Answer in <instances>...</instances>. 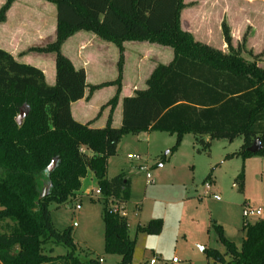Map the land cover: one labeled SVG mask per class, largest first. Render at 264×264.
Instances as JSON below:
<instances>
[{"label": "trees", "instance_id": "obj_1", "mask_svg": "<svg viewBox=\"0 0 264 264\" xmlns=\"http://www.w3.org/2000/svg\"><path fill=\"white\" fill-rule=\"evenodd\" d=\"M15 1L6 0L0 7V23ZM47 1L57 9L56 38L29 50L55 55L54 84L47 83L42 69L0 48V264H102L100 259L79 258L72 226L57 229L50 210L52 203L60 207L75 200L90 171L104 203L105 251L120 254L121 264H132L136 240L129 235L127 217L112 211L113 205L125 208L129 202L131 181L124 171L107 177L109 159L117 155L123 137L154 131L176 135L162 164L188 133L204 150L215 139L233 142L242 137L240 149L225 159L252 156L248 148L257 138L263 145L258 153H264V68L259 54L248 50L250 57H245L246 47L233 46L226 21L222 29L228 51L196 40L181 24L184 0ZM79 31L92 32L119 48L114 80L88 84L85 69L76 68L63 53L64 43ZM126 41L171 46L174 58L155 66L146 88L122 98V123L116 127L113 113L122 92ZM110 85L117 87L116 93L97 115L110 107L104 127L73 117L71 105L86 96L87 88L90 99L97 89ZM26 106L28 114L19 124L17 117ZM53 161L55 168L49 172ZM48 182L49 193L39 199ZM236 182L243 191L244 167ZM215 228L226 252L204 248L213 264H264V217L244 222L241 247L226 237L221 225ZM162 229L163 220L157 218L138 231L159 234ZM60 245L67 253L53 255Z\"/></svg>", "mask_w": 264, "mask_h": 264}, {"label": "rangeland", "instance_id": "obj_2", "mask_svg": "<svg viewBox=\"0 0 264 264\" xmlns=\"http://www.w3.org/2000/svg\"><path fill=\"white\" fill-rule=\"evenodd\" d=\"M184 2L185 8L202 7L199 13L197 10H187L185 15L186 21H190L192 29L196 31V40L202 39L204 42H200L204 44L209 43L214 48L228 51L223 36L222 17V23L226 21L230 26L233 46L242 44L246 47L243 52L245 57H250L248 50L259 54L260 66L264 68V0ZM80 35L96 39L98 43H107L92 32L80 31ZM138 42L139 45L144 43L148 47V53H144L147 55L144 70L138 71L136 77V71L133 72L135 69L129 70L137 58V53H133L128 62L127 75L128 80L135 79L138 86L144 89L147 87L148 76L145 74L159 62L168 64L172 61L174 50L171 46L156 42ZM94 45L93 42L87 49ZM110 45L116 47L113 43ZM30 48L25 51L26 56L20 59L21 62L42 66L43 63L35 60L39 53L30 51ZM94 56L97 58L96 53ZM92 64L95 76H90L89 81H102L118 75V67L113 63L104 66L94 60ZM45 68L47 83L52 85L55 67L50 63ZM25 108L28 109V106ZM175 140L176 135L162 131L127 134L119 144L117 155L109 161L108 178L124 171L132 182L131 198L125 206L130 226L129 235L136 240L132 264H150L152 258L156 259L155 264H171L173 257L179 259L178 264H213V259L207 258L204 248L226 252L225 246L219 241L216 225H221L226 237L241 247L245 238L244 222L248 220L253 223L264 217V153H255L245 160L241 157L225 159L228 153L240 149L242 137L233 142L215 139L211 142L210 149L204 150L195 142L194 135L188 133L179 148L169 154L168 160L162 164V157L170 151ZM130 155H140L142 158L133 159ZM142 164L149 167L154 178L152 184H147V171L140 169ZM243 167L245 184L241 191L236 178ZM209 174L211 176L208 178ZM206 182L212 183L211 193L207 195ZM82 190L85 193L82 200H70L58 208L55 203L50 205L54 226L59 230L72 226L76 254L82 261L102 259V264H121L120 254L105 251L104 203L99 199L102 195L96 194L98 180L90 175L83 182ZM245 202L261 207L263 214L245 218ZM78 204L81 209L77 208ZM157 218L163 220V229L159 234L138 231L139 226H146ZM66 253L67 248L60 245L55 247L53 255Z\"/></svg>", "mask_w": 264, "mask_h": 264}, {"label": "crops", "instance_id": "obj_3", "mask_svg": "<svg viewBox=\"0 0 264 264\" xmlns=\"http://www.w3.org/2000/svg\"><path fill=\"white\" fill-rule=\"evenodd\" d=\"M5 2L6 0H0V6H2ZM187 10H197L199 13L202 10V7H186L182 11L181 15L182 27L185 30L193 33L194 36L197 38L196 31L192 29L191 22L186 21L187 17L185 19V15L188 13L186 12ZM56 29L57 9L55 4L47 0H16L8 10L6 20L0 23V48L9 51L14 55L17 60L22 61L20 59H23L26 56L25 51L28 48L44 46L50 42H53L56 38ZM78 35L79 37H77ZM95 40L96 39H92L91 37L80 35L79 31L70 38H68V40L64 43L62 47L63 53L72 60L76 68L85 69L87 82L90 85L99 84L105 81H111L115 79L111 78L102 81H89L90 76H95L92 68V61L94 62V60H97V62L103 63L104 66H108L109 63L117 65L120 56L119 48L114 43L113 44L116 47L110 45L112 42L109 43V41H106L107 43H98ZM199 40L204 42V40L202 39ZM93 42L95 43V45L92 46L91 49H87L89 45L93 44ZM139 44L140 42L138 41L124 42V54L126 63H124V81H122V92L120 100L113 113V126L116 127L120 126L122 123V98L126 96H131L135 93L136 90L141 89L138 86V82L135 79L128 80L127 75L128 62L130 61V58L133 53H137V58L135 60V64L133 66L130 65L129 70L135 69L133 71H136V73H134V77L138 75V71L144 70L143 65L144 61L146 60L145 57L147 56H145L144 53H148V47L144 43L142 44V46ZM94 53L97 54V58L94 56ZM35 60H39L40 63H43L41 64L42 66L38 67L43 71L46 69L45 67H49L50 63L55 67V55L53 53H39ZM156 65L157 64H155V66ZM155 66L150 68L149 72L145 74L148 75L146 76L147 78L149 77ZM116 90L117 87L115 85L105 86L101 89L96 90L91 95L90 99H88L87 96L89 94V88H87L85 93L86 96L76 102H73L71 105L73 117L81 123H87L91 121L92 127H104L107 124V120L110 113V107H106L104 110H102L101 115L99 117H97V115L101 111L102 105L106 104L115 95ZM90 175L92 176V178L96 179L94 173L90 171L88 176L83 180V182L86 181ZM86 194L91 196V193L89 192H87ZM84 195L85 193H83V190L81 188V190L77 193L75 200H82ZM79 209H81V206L79 207Z\"/></svg>", "mask_w": 264, "mask_h": 264}, {"label": "built area", "instance_id": "obj_4", "mask_svg": "<svg viewBox=\"0 0 264 264\" xmlns=\"http://www.w3.org/2000/svg\"><path fill=\"white\" fill-rule=\"evenodd\" d=\"M131 158L133 159H141L142 157L140 155H130ZM141 170H146V181L147 184H152L154 182V178L151 174V172L149 171V167L147 165L142 164L140 167ZM212 189V183L211 182H206L205 183V195L210 194ZM97 195H102L100 189L98 188V190L96 191ZM217 199H220V196L215 194L214 195ZM112 201H115V199L111 198ZM80 207V205H78V208ZM112 211L113 212H119L122 215L126 216V212H125V208H122V206L120 205H113L112 206ZM263 214V209L261 207H254L252 205H250L249 203H244V209H243V216L245 218H250L253 216H261ZM246 219V220H247ZM248 221V220H247ZM102 261V259H100ZM156 263V259L152 258L150 260V264H155ZM179 263V259L177 257H173L171 264H178Z\"/></svg>", "mask_w": 264, "mask_h": 264}, {"label": "water", "instance_id": "obj_5", "mask_svg": "<svg viewBox=\"0 0 264 264\" xmlns=\"http://www.w3.org/2000/svg\"><path fill=\"white\" fill-rule=\"evenodd\" d=\"M27 112H28V111L25 110V107L21 109L20 114H19V116L17 117V122H18L19 124L22 123L24 117L28 114ZM262 148H263V145H262L260 139L257 138V139L254 141V143L252 144V146H250V147L248 148V150H249L250 152H252V153H258ZM55 165H56V161H53V162L51 163V165L48 167V171H49V172L52 171V170L55 168ZM51 186H52L51 182L45 183L44 188H43V190H42V192H41V194H40V196H39V199L44 198V197L49 193Z\"/></svg>", "mask_w": 264, "mask_h": 264}]
</instances>
